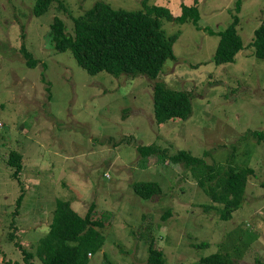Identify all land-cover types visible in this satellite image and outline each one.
Returning a JSON list of instances; mask_svg holds the SVG:
<instances>
[{
  "label": "rangeland",
  "instance_id": "1",
  "mask_svg": "<svg viewBox=\"0 0 264 264\" xmlns=\"http://www.w3.org/2000/svg\"><path fill=\"white\" fill-rule=\"evenodd\" d=\"M59 1L34 15L35 0H0V264H41L37 247L58 200L82 216L89 208L99 223L104 238L88 264H150L153 242L163 264H195L215 252L231 264H264V59L250 45L264 0H240L238 12L237 0ZM95 1L125 10L161 5L174 17L181 4H198L200 26L160 18L178 36L175 59L157 80L190 93L186 119L155 121L147 76L89 74L70 49L54 50L53 18L71 32L73 17ZM235 14L243 47L232 62L215 64L219 36L205 27L223 29ZM139 144L169 155L186 150L211 168L142 157ZM14 150L22 155L16 176L8 165ZM242 171L241 198L224 220L221 180ZM141 182L160 190L143 198L134 190Z\"/></svg>",
  "mask_w": 264,
  "mask_h": 264
},
{
  "label": "trees",
  "instance_id": "2",
  "mask_svg": "<svg viewBox=\"0 0 264 264\" xmlns=\"http://www.w3.org/2000/svg\"><path fill=\"white\" fill-rule=\"evenodd\" d=\"M53 1L60 2L35 0L33 14H42L49 9ZM239 9L240 0H237L236 12ZM162 17L177 22L193 21L200 26L198 22L201 14L197 3L181 4L180 14L174 17L167 7L161 5H147L145 2L142 9L125 10L112 8L103 1H95L90 8L73 17L71 32L66 30L63 19L55 16L49 23V37L55 51L70 49L76 63L89 74L105 71L115 77L122 73L131 77L139 74L147 76L152 85L155 121L160 123L176 118L186 119L193 112L190 93L169 88L157 80L164 62L167 59H175L173 43L178 36V31L166 34L161 25ZM237 23L238 16L235 14L233 20L223 29L205 27L210 33L219 36L213 54L215 64L232 62L235 54L243 47ZM250 45L253 47L254 56L264 59V14L259 25L254 28ZM23 52L27 64L32 66L35 61L31 52L24 47ZM136 147L142 157L159 153L174 164L181 163L194 169L211 168L202 157L186 150H178L169 155L166 150L154 144H139ZM21 160V153L16 150L11 152L8 165L16 167L15 176L22 168ZM205 172L207 171H204L202 176ZM244 182L243 171L228 173L227 177L221 180V199L225 203L220 213L222 219L227 220L231 210L237 207ZM201 183L204 184V179H201ZM134 190L139 196L150 198L160 189L157 183L141 182L134 185ZM21 200L22 196L18 198V205ZM90 212L88 208L82 216L72 209L69 201H57L48 231L40 238L37 247L41 264H88V255L101 247L104 238L101 231L94 228L93 224L99 223L90 218ZM31 256L26 253L25 259L28 260ZM163 261V252L154 249L153 242L148 262L163 264ZM27 264L31 263L27 261ZM195 264H231V260L227 254L215 252L200 258Z\"/></svg>",
  "mask_w": 264,
  "mask_h": 264
}]
</instances>
